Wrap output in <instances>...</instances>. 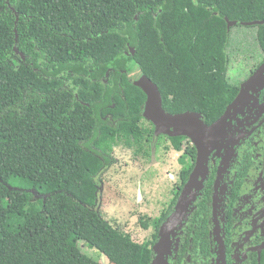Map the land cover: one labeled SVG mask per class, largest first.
Returning a JSON list of instances; mask_svg holds the SVG:
<instances>
[{"label":"trees","instance_id":"obj_1","mask_svg":"<svg viewBox=\"0 0 264 264\" xmlns=\"http://www.w3.org/2000/svg\"><path fill=\"white\" fill-rule=\"evenodd\" d=\"M236 28L255 30L260 65L264 0H0V264H102L79 244L108 264H152L196 152L185 138L154 139L130 65L167 114L211 125L240 91L229 78ZM118 147L147 161L153 148L184 152L170 209L139 219L152 231L142 244L97 209Z\"/></svg>","mask_w":264,"mask_h":264},{"label":"flooded vegetation","instance_id":"obj_2","mask_svg":"<svg viewBox=\"0 0 264 264\" xmlns=\"http://www.w3.org/2000/svg\"><path fill=\"white\" fill-rule=\"evenodd\" d=\"M256 98L224 122L218 146L209 152L198 174L197 190L181 221L169 231L166 264H264V89ZM160 137L168 145V139H174L165 135L155 139ZM177 138L186 139L183 151L191 146L196 152L189 181L197 150L189 138ZM185 185L180 192L176 189L179 196L173 208L172 198L159 216L171 210L162 225L174 214Z\"/></svg>","mask_w":264,"mask_h":264},{"label":"rangeland","instance_id":"obj_3","mask_svg":"<svg viewBox=\"0 0 264 264\" xmlns=\"http://www.w3.org/2000/svg\"><path fill=\"white\" fill-rule=\"evenodd\" d=\"M254 44V29L232 30L230 51H233V55L229 78L233 84H236L237 77V85L242 86L255 72L252 75L251 73L264 63L263 60L258 65L262 55L255 49ZM130 69L134 74L131 78L139 76L133 65H130ZM261 91L259 89L252 91L248 95L249 100L256 101ZM162 145L168 146V142ZM182 154L183 151L177 153L173 150L168 152L163 149L154 150V162H151V159L147 161L134 158L131 151L115 148L112 167L103 172L97 180L99 188L97 209L102 218L112 226L121 228L137 244L149 241L152 231L143 230L139 219H158L168 208L178 186L181 169L178 159ZM33 194L34 197H38ZM78 247L86 255L95 259L101 258L102 264H108L104 257L89 247L83 244H79Z\"/></svg>","mask_w":264,"mask_h":264},{"label":"water","instance_id":"obj_4","mask_svg":"<svg viewBox=\"0 0 264 264\" xmlns=\"http://www.w3.org/2000/svg\"><path fill=\"white\" fill-rule=\"evenodd\" d=\"M227 21V20H226ZM228 28L235 25L254 26L263 24L262 22L236 23L227 22ZM15 53L18 54L15 49ZM134 50L128 53L133 56ZM132 84L140 88L146 95V102L143 108V118L154 126V139L161 135L177 138L179 136L187 137L197 150L196 167L185 185L182 195L177 202L174 214L162 225L159 232V240L153 247L154 260L152 264H166L164 247L169 239V231L176 225L181 216L185 213V207L190 198L193 197L194 189L197 190V179L203 163L210 151L218 146L221 131L224 122L227 121L230 114L237 113L244 108L249 101V94L256 90L264 89V63L255 71L242 86L234 102L226 109L224 115L211 125H206L203 121V115L198 113H184L180 115L167 114L162 107V98L158 87L153 84L145 75L141 74L132 80ZM154 148L152 149L151 162H154ZM152 164V163H151ZM8 189L12 188L8 186ZM193 192V193H192Z\"/></svg>","mask_w":264,"mask_h":264}]
</instances>
